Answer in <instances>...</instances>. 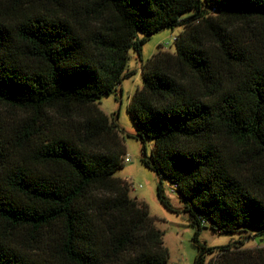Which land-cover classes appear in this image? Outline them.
<instances>
[{
	"label": "trees",
	"instance_id": "obj_1",
	"mask_svg": "<svg viewBox=\"0 0 264 264\" xmlns=\"http://www.w3.org/2000/svg\"><path fill=\"white\" fill-rule=\"evenodd\" d=\"M174 27L127 105L141 161L170 210L163 180L177 186L194 264L214 252L204 226L264 232V0H0V264L167 263L147 205L113 176L124 130L98 99L132 74L130 49ZM237 243L209 264H261Z\"/></svg>",
	"mask_w": 264,
	"mask_h": 264
},
{
	"label": "rangeland",
	"instance_id": "obj_2",
	"mask_svg": "<svg viewBox=\"0 0 264 264\" xmlns=\"http://www.w3.org/2000/svg\"><path fill=\"white\" fill-rule=\"evenodd\" d=\"M187 14L189 13H185L184 16ZM182 30L183 27L167 28L151 35L142 45L140 56L134 49H130L126 71L132 74L122 80L116 92L98 99L99 107L109 116L117 115V123L124 130L125 154L122 165L114 170L113 176L128 183L130 198L143 201L147 205L155 226L162 233L163 246L168 255L166 264H194L197 254V249L192 243L195 227L190 223L189 213L183 210L184 201L171 189V184L166 179L163 180V190L173 209H168L160 202L157 195L159 177L141 161L143 143L137 136V129L127 113V105L136 89L142 87V63L150 59L159 48L174 52V39ZM143 37L144 34L138 33L139 39ZM21 117H23L21 111L2 110V118L8 122L16 121ZM144 145L146 157L149 158L153 140L145 138ZM126 156L129 157L128 161H125ZM240 228L244 229L224 233L210 226H204L198 233V240L207 248L214 250L206 255L204 264H209V261L217 256V248L227 245L234 247L237 242L236 250L250 251L257 263L264 264L261 262V260L264 262V232L260 233V230L251 226Z\"/></svg>",
	"mask_w": 264,
	"mask_h": 264
},
{
	"label": "built area",
	"instance_id": "obj_3",
	"mask_svg": "<svg viewBox=\"0 0 264 264\" xmlns=\"http://www.w3.org/2000/svg\"><path fill=\"white\" fill-rule=\"evenodd\" d=\"M175 38H176V37H175ZM128 160H129V157L126 156L125 161H128ZM176 188H177L176 185H171V189H172V190L176 191Z\"/></svg>",
	"mask_w": 264,
	"mask_h": 264
}]
</instances>
